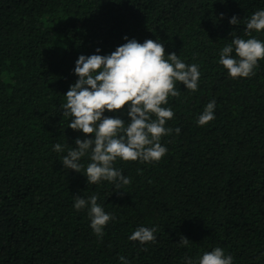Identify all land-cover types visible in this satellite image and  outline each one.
<instances>
[{"label": "trees", "instance_id": "obj_1", "mask_svg": "<svg viewBox=\"0 0 264 264\" xmlns=\"http://www.w3.org/2000/svg\"><path fill=\"white\" fill-rule=\"evenodd\" d=\"M0 264H264V0H0Z\"/></svg>", "mask_w": 264, "mask_h": 264}]
</instances>
